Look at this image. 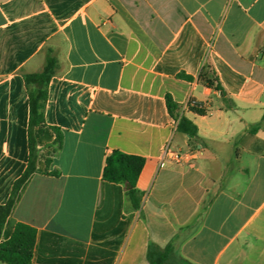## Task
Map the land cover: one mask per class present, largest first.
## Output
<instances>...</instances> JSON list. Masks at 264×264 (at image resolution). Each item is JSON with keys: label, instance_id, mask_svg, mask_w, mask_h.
<instances>
[{"label": "crops", "instance_id": "1", "mask_svg": "<svg viewBox=\"0 0 264 264\" xmlns=\"http://www.w3.org/2000/svg\"><path fill=\"white\" fill-rule=\"evenodd\" d=\"M49 58L2 242L25 223L32 264H150L169 244L173 264H264V0H0V205L31 154L25 75ZM113 151L145 159L140 209L103 178Z\"/></svg>", "mask_w": 264, "mask_h": 264}, {"label": "trees", "instance_id": "2", "mask_svg": "<svg viewBox=\"0 0 264 264\" xmlns=\"http://www.w3.org/2000/svg\"><path fill=\"white\" fill-rule=\"evenodd\" d=\"M55 67L56 60L49 58L41 72L25 75L30 99L29 137L31 154L28 167L24 174L15 182L9 201L6 204L0 205V261L7 264H32L33 260L37 240L36 228L25 223H18L12 237L8 241L2 242L1 235L5 222L15 206L20 190L36 170L37 151L34 130L37 127L45 125L44 111L48 99V86ZM206 83L209 87L221 89L219 84L215 85V81L208 79ZM167 104L171 115L179 121L178 130L191 137H196L198 132L196 125L186 117H181L177 114L178 107L170 97L167 98ZM189 106L191 110L197 113H206L203 106L197 103L191 102ZM144 165L145 159L142 157L113 151L107 157L103 171L105 181L123 183L125 185L129 200L135 209H140L142 204V194L137 189V181ZM174 254L173 244H169L165 248L151 245L148 256L150 264H173L172 259ZM183 264L191 263L184 262Z\"/></svg>", "mask_w": 264, "mask_h": 264}, {"label": "built area", "instance_id": "3", "mask_svg": "<svg viewBox=\"0 0 264 264\" xmlns=\"http://www.w3.org/2000/svg\"><path fill=\"white\" fill-rule=\"evenodd\" d=\"M178 123H179V121H175L176 125H178ZM166 157L172 159L176 163H180L183 159V154L176 152V151H173L172 149H170V147H167L165 149L164 155L162 157V161H163L162 164H164Z\"/></svg>", "mask_w": 264, "mask_h": 264}]
</instances>
